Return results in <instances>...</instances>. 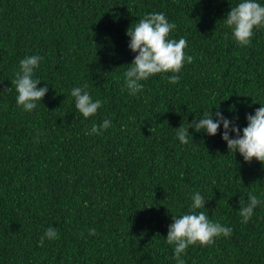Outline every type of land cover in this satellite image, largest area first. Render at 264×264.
<instances>
[{"label": "trees", "instance_id": "16d2710c", "mask_svg": "<svg viewBox=\"0 0 264 264\" xmlns=\"http://www.w3.org/2000/svg\"><path fill=\"white\" fill-rule=\"evenodd\" d=\"M241 2L0 0V91L12 87L0 94V264H177L168 228L193 211L196 192L206 208L195 211L232 234L189 246L185 264H264V165L229 153L223 125L216 136L189 128L220 111L243 135L264 106V28L241 47L223 21ZM153 12L176 25L170 38H185L193 60L178 83L157 74L131 95L126 32ZM34 55L43 59L33 78L49 90L26 112L11 81ZM85 85L102 101L87 119L71 96ZM105 119L107 130L88 134ZM249 194L262 203L245 224ZM49 227L59 238L41 246Z\"/></svg>", "mask_w": 264, "mask_h": 264}, {"label": "clouds", "instance_id": "9594fccd", "mask_svg": "<svg viewBox=\"0 0 264 264\" xmlns=\"http://www.w3.org/2000/svg\"><path fill=\"white\" fill-rule=\"evenodd\" d=\"M224 23L232 29L235 40L241 47L250 46L255 29L264 28V6L256 0H242L235 7H231ZM176 28L174 23H170L165 14L153 12L139 19L127 30L126 35L130 37L129 48L136 53L133 63L128 66L125 73V83L131 95H136L144 89L142 81H147L151 77L162 73H172L167 79L170 83L179 82V74L185 62L191 63L193 58L186 55L185 49L188 42L181 37L179 40L171 39L170 33ZM43 57L26 56L19 62V71L15 79L11 81L15 86L17 104L22 106L26 112H32L37 107V102H41L48 93V86L38 88L41 83L39 79H34V70L39 67ZM84 88L75 87L71 89V96L75 99V107L84 118H90L97 114L102 107V101H93L92 96ZM6 88L0 94L11 91ZM247 126L241 129L232 121L217 111L215 116L204 113L203 118H199L190 124L189 128H195L196 132L204 131L209 136H216L223 125L222 139L226 142L229 153L239 152L245 162L251 163L253 160L264 165V106L258 108L255 115L248 114ZM111 126V121L105 119L101 125L93 124L88 133L101 135L103 130ZM189 128L183 125L176 129L179 141L188 144ZM232 133H235L233 138ZM262 201L253 194H249L248 203L241 204L239 215L243 218L242 223H248L256 209ZM203 196L196 192L192 197V212L183 214L180 217L172 216L173 223L169 225L166 242L174 246V259L177 264H185L182 255L186 253L189 246H212L216 239L229 237L232 229L223 226L219 222L209 219L204 211H195L206 208ZM90 235H96L95 229L89 230ZM45 237L49 240L58 239V230L49 227L45 236L41 237L40 245L43 246Z\"/></svg>", "mask_w": 264, "mask_h": 264}]
</instances>
